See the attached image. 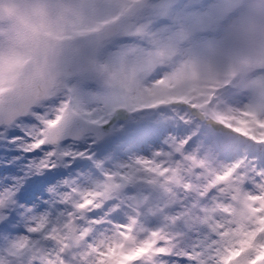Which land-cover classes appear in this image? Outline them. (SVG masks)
<instances>
[{"label":"snow or ice","instance_id":"snow-or-ice-1","mask_svg":"<svg viewBox=\"0 0 264 264\" xmlns=\"http://www.w3.org/2000/svg\"><path fill=\"white\" fill-rule=\"evenodd\" d=\"M235 5L236 0H220L189 16L172 0H146L128 8L140 19L127 38L134 45L144 36L157 52L180 51ZM58 35L55 29L33 30L19 45V56L21 61L39 57L40 63L9 79L0 95V264H264L259 203L245 200L230 216L219 198L201 203L215 189L198 200L178 191L188 174L212 170L203 187L224 174L212 169L216 152H245L256 154L257 162L244 183L264 200V166L258 162L264 144L228 129L216 137L215 149L194 146L188 137L161 135L147 155L121 160L106 146L110 154L99 158L109 117L148 100L139 86L126 85L127 73L117 91L93 93L79 78L54 70ZM13 46L8 41L5 51ZM186 63L198 68L204 62L189 56ZM100 75L116 87L114 77ZM49 98L57 102L43 104ZM174 173L185 178L179 185ZM120 213L126 222L113 223ZM152 215L156 227L149 226Z\"/></svg>","mask_w":264,"mask_h":264},{"label":"rangeland","instance_id":"rangeland-1","mask_svg":"<svg viewBox=\"0 0 264 264\" xmlns=\"http://www.w3.org/2000/svg\"><path fill=\"white\" fill-rule=\"evenodd\" d=\"M133 1L136 0H49L50 3L80 6L72 10L75 20L71 26L72 37L90 33L112 22L125 12ZM172 2L181 14L187 13L189 16H195L196 13L190 9L200 4V0H184L182 4L180 0H172ZM14 10V7L10 8V14ZM38 11L41 15H47L50 10L45 8ZM139 19L140 15L137 14L133 19L127 20L116 38L103 41L98 51V57L101 59L96 72L75 77L81 80L89 92L112 93L124 84L120 77L127 73L126 85L139 86L148 100V102L139 103L135 108L115 113L117 119L115 133L119 136L104 147L98 148L99 158L110 154L106 146L114 149L111 154L121 160H127L132 155H147L150 149L156 146L153 141L161 135L173 138L188 137L194 141V146L203 145L205 148L213 149H215L216 137L226 133L228 129H231L232 133H238L239 137L250 138L256 145L264 141V103L246 102L242 95L244 89L239 84H232L231 89L234 91L218 96L217 100V95H212L223 87L225 81L233 82L238 75L264 66V56L244 61L227 71L205 62L200 67L193 68L186 63L191 56L190 48L183 47L176 52H157L154 47H149L150 40H143L142 36L134 45H130L127 36L130 30L137 26ZM207 30L203 29L196 33ZM58 38L63 39L62 36ZM24 40L25 37L21 33H15L8 39H4V31L0 29V95H3L6 90L4 84L9 79L17 77L25 61H21L19 56V45ZM8 41H12L14 46L5 51ZM125 49L131 50L125 55L122 54ZM101 73L114 77L113 83L116 87H109ZM241 83H244L243 80ZM251 83L260 87L264 82L258 79ZM226 87L229 86L226 85ZM213 101L215 103L208 108L207 104ZM126 113H129L128 117H125ZM120 131L130 133L132 143L127 144L123 138L124 134ZM196 136L198 138L194 140L193 137ZM118 145L122 147L117 148ZM141 145L145 147L141 149ZM224 157H226L225 161ZM241 161L248 162L235 165L236 162ZM256 162L257 155L254 153L247 155L241 152L238 155H227L224 152H216L212 169L224 174L217 176L215 182L208 184L207 187L203 185L207 179L211 178L212 170L204 176L188 174L186 177L188 182L184 183V187L178 191L182 197L191 196L198 200L200 196H205L207 189H215V194L210 200L201 201V203H216L219 198L227 204L223 211L230 216L245 200L253 204L259 203L256 211H264V200L261 196L255 195L257 189L250 188L244 183L245 179L255 172ZM258 162L264 166V155L259 157ZM83 164L84 170L87 171L90 168L88 162L85 161ZM225 169L230 170L225 172ZM237 169L240 170L239 173ZM174 177L177 185L185 179L175 173ZM193 185H199L203 190L192 188ZM217 185L221 187L217 188ZM189 188H192V191H186ZM150 219L153 221L149 226L156 227L155 215L150 216ZM112 220L113 223L126 222V216L123 213L114 214ZM263 227L262 224L260 231H264ZM180 264H190V262L182 260Z\"/></svg>","mask_w":264,"mask_h":264},{"label":"clouds","instance_id":"clouds-1","mask_svg":"<svg viewBox=\"0 0 264 264\" xmlns=\"http://www.w3.org/2000/svg\"><path fill=\"white\" fill-rule=\"evenodd\" d=\"M181 4L184 0H180ZM220 0H200V4L190 11L207 10ZM49 9L47 15H41L39 9ZM63 6L64 11L59 9ZM203 6V7H202ZM14 7V11L9 12ZM79 5L66 3H50L49 0H0V29L4 31V39L15 33H21L25 39L32 36L34 29H55L63 37L55 44L58 55L53 60L54 70H64V62L73 45L71 26L75 23L72 10ZM191 49V56L209 63L221 70L241 64L244 61L264 56V0H237L232 8L215 25L207 31L198 32L192 40L183 45ZM40 63L39 57L30 59L26 68L32 69ZM264 82V66L241 74L233 80L244 89L242 95L246 102L264 103V83L260 87L252 84L256 80ZM243 80L244 83H241ZM57 98H49L43 104L56 103ZM42 110V109H41Z\"/></svg>","mask_w":264,"mask_h":264},{"label":"water","instance_id":"water-1","mask_svg":"<svg viewBox=\"0 0 264 264\" xmlns=\"http://www.w3.org/2000/svg\"><path fill=\"white\" fill-rule=\"evenodd\" d=\"M120 24L121 20L99 32L71 39L70 43L73 47L70 49V52L65 59L64 71L67 72L70 77H73L76 74L91 70V66H94L95 64L97 47L105 38L111 35L110 33L114 28V31H116ZM61 42H63V40H61ZM28 63L29 61L23 66L21 73Z\"/></svg>","mask_w":264,"mask_h":264}]
</instances>
